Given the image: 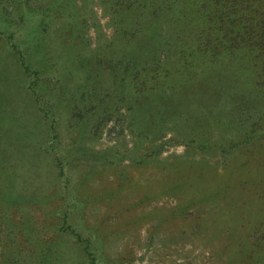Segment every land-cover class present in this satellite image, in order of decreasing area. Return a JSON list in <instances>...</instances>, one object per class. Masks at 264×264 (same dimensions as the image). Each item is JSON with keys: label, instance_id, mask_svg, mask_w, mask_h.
Masks as SVG:
<instances>
[{"label": "rangeland", "instance_id": "374dc122", "mask_svg": "<svg viewBox=\"0 0 264 264\" xmlns=\"http://www.w3.org/2000/svg\"><path fill=\"white\" fill-rule=\"evenodd\" d=\"M104 1L0 0V130L18 133L0 157V264H264V109L244 88L256 77L241 82L237 126L200 77L177 89L184 116L136 114L134 129L115 96H92ZM85 69L89 85L69 92Z\"/></svg>", "mask_w": 264, "mask_h": 264}, {"label": "trees", "instance_id": "16d2710c", "mask_svg": "<svg viewBox=\"0 0 264 264\" xmlns=\"http://www.w3.org/2000/svg\"><path fill=\"white\" fill-rule=\"evenodd\" d=\"M101 6L111 11L108 25L112 33L110 38L100 41L104 48L97 59L101 67L96 64L94 68L99 75L95 76L92 96L98 102L111 98L110 94L115 96L110 101L131 112L128 124L134 129L145 128L147 120L138 121L136 114L138 117L152 115L148 125L155 126L169 117L184 116L186 113L181 103L190 102L177 89L183 85L197 87L200 77L205 80L208 90L203 89V93H217L215 101L225 100L222 110L235 109L230 113L226 111L229 123L237 126L241 113V82L246 84L252 73L257 82L244 85V88L256 89L253 97L261 103L260 110L264 109V0H105ZM39 27L36 26V32ZM20 61L23 68L19 70L25 75L29 66L23 59ZM107 67L115 73L112 81L102 72V68ZM220 68L227 69L230 86L217 89V83L223 81L225 73ZM33 71L38 73L40 69L34 68ZM90 71L78 73L77 84L69 86V92L76 93L77 88L82 90L89 85ZM227 93L233 100H226ZM80 101L77 98L72 104L75 103L80 110L89 109L84 101ZM2 111L6 119L15 118L13 113L6 112L8 109ZM49 111L54 112V109ZM83 115L87 118L83 124L86 128L89 125L86 121L93 115L84 112L80 117ZM109 119L111 117L105 120ZM105 120L101 117V121ZM12 122L5 125L9 129L0 130V141L3 142L0 143V152L5 154L0 155V159L4 166L6 157L16 154V142L12 139L18 133L15 125L11 126ZM45 151L48 149L43 148L42 152ZM1 168L3 171L7 169Z\"/></svg>", "mask_w": 264, "mask_h": 264}]
</instances>
